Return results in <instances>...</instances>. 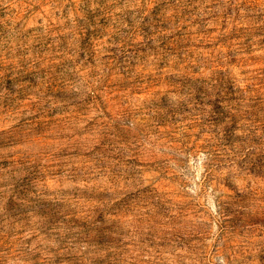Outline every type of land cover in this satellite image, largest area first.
<instances>
[{
	"label": "rangeland",
	"instance_id": "1",
	"mask_svg": "<svg viewBox=\"0 0 264 264\" xmlns=\"http://www.w3.org/2000/svg\"><path fill=\"white\" fill-rule=\"evenodd\" d=\"M168 1L0 0V264H264V0Z\"/></svg>",
	"mask_w": 264,
	"mask_h": 264
},
{
	"label": "trees",
	"instance_id": "2",
	"mask_svg": "<svg viewBox=\"0 0 264 264\" xmlns=\"http://www.w3.org/2000/svg\"><path fill=\"white\" fill-rule=\"evenodd\" d=\"M168 2H170L169 4L171 6V10L174 11L173 13L167 16V18L170 20L168 22V25L171 23L172 26H178L181 20L184 18L183 13H180L181 12L180 9L184 8L185 5L182 0H177V1L172 0ZM155 21H156L155 24H157V21H159V18L157 16H155Z\"/></svg>",
	"mask_w": 264,
	"mask_h": 264
}]
</instances>
